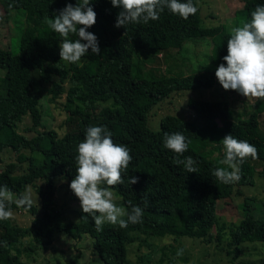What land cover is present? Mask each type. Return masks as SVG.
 Segmentation results:
<instances>
[{"label":"trees","instance_id":"16d2710c","mask_svg":"<svg viewBox=\"0 0 264 264\" xmlns=\"http://www.w3.org/2000/svg\"><path fill=\"white\" fill-rule=\"evenodd\" d=\"M80 2L0 0L6 14L17 11L21 25L17 53L0 48V70L4 71L0 74V152L9 149L15 153V160L6 162L0 169V185H7L12 191L14 183L26 177L40 199V204H32L30 209L17 207L15 203L10 205L11 211L25 210L33 216L29 225L21 226L13 218L0 221V264H31L21 258V250L17 248L21 240L30 237L34 241L35 245L28 247L30 250L46 247L57 232L73 237L89 235L94 253L104 264H140L142 258L136 262L128 258L127 245L141 235L152 238L168 235L175 241L180 237H196L219 245L225 224H219L218 211L224 210L232 196L241 195L243 184L253 183L256 171L252 162L264 160V99L246 103L248 107L243 115L233 119L226 100L189 98L188 116L165 115L157 131L148 127L147 114L175 91L223 88L215 70L219 64L226 63L222 58L227 54L231 32L223 25L201 26L196 0L192 2L197 12L188 19L165 8L158 20L131 23L125 28L114 26L120 9L113 7L111 0H90L96 21L86 30L97 37L100 54H93L89 49L81 61L70 63L60 60L62 37L49 29L48 20L66 4ZM260 4L264 0H244L234 12L233 27L249 20L251 11ZM197 35H207L213 40V65L208 70L150 79L133 75L135 51L153 50L158 58H164L171 50L179 51L188 37ZM76 38L70 36V39ZM49 95L51 99L65 97L68 117L62 136L53 128L52 115L45 107ZM100 102L110 105L102 106ZM26 114L30 115L31 125L27 129L34 132L32 136L16 130L17 122ZM101 125L110 130L113 142L125 145L133 157L122 173L125 183L112 189L143 201L145 222L141 225L129 223L126 228H120L106 222L97 231L92 216L87 213L82 212L81 219L73 222L52 211L56 178L75 176L76 146L84 138L87 127ZM192 129L198 138H207L216 145L218 154L212 160L203 150L194 149L186 136L188 149L182 156L177 157L165 148V132ZM228 133L254 145L258 156L247 157L239 164L238 182L224 184L213 171L218 167L227 168L221 164L224 156L220 150H224L222 138ZM187 156L197 162L198 173L187 172L183 165L174 162ZM18 169L21 174H17ZM128 176L138 177V182L128 184ZM21 195L17 194V198ZM253 199H244L243 217L229 229L225 243L229 254L241 253L246 243L259 242L264 248V220L253 214ZM262 261L264 264V251ZM76 263L77 257L69 262Z\"/></svg>","mask_w":264,"mask_h":264},{"label":"rangeland","instance_id":"374dc122","mask_svg":"<svg viewBox=\"0 0 264 264\" xmlns=\"http://www.w3.org/2000/svg\"><path fill=\"white\" fill-rule=\"evenodd\" d=\"M244 0H196L199 8L200 25L203 27H212L223 25L226 31H230L234 25V12L240 8ZM21 33V25L17 11H10L6 14L0 4V48L8 49L12 53H17V38ZM212 47L213 40L207 35H197L188 37L182 47L177 50H171V53L164 58H158V53L153 50L135 51L132 69L134 76L142 79L160 78L167 75L183 76L187 74L199 73L208 70L212 65ZM4 71L0 70V74ZM208 99L226 100L233 113L231 118L238 119L247 109L248 104L254 103L257 99L253 97H244L241 94L225 90L221 87L211 89L197 90H179L171 93L167 98L155 104L147 114V125L152 130H159L160 120L165 115H177L181 117L188 116L187 100ZM45 104L52 115V126L59 136L65 132V120L68 117L65 110V97L51 99L49 95ZM102 106L110 105L109 102H100ZM190 111V110H189ZM191 116V115H190ZM31 125L30 115L26 114L17 122L16 130L26 136L34 135L33 131L27 128ZM40 129V128H39ZM190 139V144L194 149L203 150L206 157L212 160L218 150L209 139H200L196 136V130L179 131ZM218 147V146H217ZM224 156V150H220ZM39 158V155L37 154ZM15 160V153L9 149L0 152V169L3 165ZM25 165V164H24ZM255 168L252 184H243L240 187L241 195H235L230 198V203L224 207V210L218 211L219 224H225L222 232V243L216 241L205 242L196 237H180L174 240L172 236L159 238L145 237L144 242L138 237L135 242L127 245V256L131 262H136L139 257L142 258L140 264H263L264 248L261 243L243 244L241 253H227L225 244L229 237V229L235 227L243 217L244 199L252 197V212L258 219L264 220V160L253 161ZM25 167V166H23ZM21 174V170H17ZM74 177H57L56 193L52 211L60 212V215L66 221L77 222L81 219L82 209L79 198L75 196L69 187L70 181ZM115 196V202L125 208L131 205H138L143 209L142 222L132 224V226L141 225L145 222V211L143 201L131 194L121 195L111 189ZM29 192L33 204H40V199L35 189L26 177L20 178L14 183L11 193L14 198L17 194ZM183 199L181 198V204ZM14 222L21 226L30 224L31 216L25 210L12 211ZM215 234V229H213ZM35 243L30 237H25L17 248L21 250V258L31 264H69L71 260L77 257L76 264H104L99 256L92 249V239L89 235L82 234L78 237L65 232H57L53 241L46 247H36L30 250L28 247ZM183 250L178 255L179 250Z\"/></svg>","mask_w":264,"mask_h":264},{"label":"clouds","instance_id":"9594fccd","mask_svg":"<svg viewBox=\"0 0 264 264\" xmlns=\"http://www.w3.org/2000/svg\"><path fill=\"white\" fill-rule=\"evenodd\" d=\"M111 5L120 11L117 13L115 27H124L131 23L147 24L160 18L167 8L171 13L188 19L195 15L197 7L192 0H111ZM96 21V13L90 0H81L75 5L68 3L59 13L48 20V27L62 37L59 43V57L70 63L81 61V57L91 53L99 55L97 37L87 31ZM81 25L82 27H78ZM227 39V54L215 70L219 84L225 90H235L244 97L264 99V4L257 5L250 13V19L230 30ZM70 36L77 37L75 40ZM83 41V42H82ZM163 144L177 157L188 149L185 136L180 132L164 133ZM224 159L213 175L224 184L240 180L239 164L247 157L256 159L257 148L246 140H239L231 133L222 138ZM75 176L69 187L79 198L83 213L92 216L96 230L101 231L107 222L126 228L129 223L142 222L143 209L138 205L125 208L117 205L111 190L125 183L122 173L129 167L133 157L123 144L113 142L112 133L106 126H89L84 138L76 146ZM177 165H183L187 172L198 173L197 162L192 156L177 158ZM231 169V170H229ZM138 177L128 176V184L138 182ZM31 208L33 200L29 192L14 199L7 185H0V221L13 217L10 205ZM126 217V219H125ZM182 249L178 255L182 254Z\"/></svg>","mask_w":264,"mask_h":264}]
</instances>
